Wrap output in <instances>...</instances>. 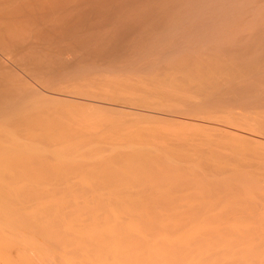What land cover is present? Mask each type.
<instances>
[{
    "label": "bare ground",
    "instance_id": "bare-ground-1",
    "mask_svg": "<svg viewBox=\"0 0 264 264\" xmlns=\"http://www.w3.org/2000/svg\"><path fill=\"white\" fill-rule=\"evenodd\" d=\"M31 250L264 264V0H0V264Z\"/></svg>",
    "mask_w": 264,
    "mask_h": 264
},
{
    "label": "rangeland",
    "instance_id": "rangeland-1",
    "mask_svg": "<svg viewBox=\"0 0 264 264\" xmlns=\"http://www.w3.org/2000/svg\"><path fill=\"white\" fill-rule=\"evenodd\" d=\"M20 232L23 233L22 231H20ZM18 233H19V232H18ZM24 233H28V232H25V231H24ZM24 233H23V234H24ZM39 234H40V233H39ZM41 234H42V233H41ZM17 235H18V234H17ZM25 235H26V234H25ZM25 235H20V236H18V238L21 237V239H24ZM41 236H42V235H41ZM25 238H26V240H24L23 242L26 241L27 243H26V242H25V243L28 245L30 242L27 241V237H25ZM21 239H18L19 242L22 241ZM18 240H17V241H18ZM23 242H21V244H22ZM17 243H18V242H17ZM25 243H24V246H25ZM19 244H20V243H18L17 246H18ZM22 245H23V244H22ZM22 245H21V246H22ZM35 246H36V245H35ZM35 246H34V247H35ZM22 247H23V246H22ZM22 247H21V248H22ZM25 247H28V246H25ZM31 247H32V245H30V248H31ZM38 247H39V246H38ZM19 248H20V247H19ZM32 248H33V247H32ZM36 248H37V247H36ZM14 249H16L17 251L19 250L17 247H15ZM37 249H38V248H37ZM39 249H40V248H39ZM39 249H38V250H39ZM41 249H42V248H41ZM16 250H13V252H16ZM22 250H24V248H22ZM22 250H21V254H22V252H23ZM26 250H27V249H26ZM29 250H30V249H29ZM34 250H35V249H34ZM38 250H37V251H38ZM51 250H52V249H50L49 252H52V253H53L54 250H52V251H51ZM39 251H40V254H43V253H41V250H39ZM46 251H47V250H46ZM55 251H56V250H55ZM55 251H54V254H56ZM33 252H34V251H33ZM44 252H45V250H44ZM56 252H57V251H56ZM26 253H27V251H26ZM28 253H29V252H28ZM46 253L49 254V255H51V253H48V252H46ZM46 253H45V254H46ZM15 254H16V256L18 255V253H15ZM19 254H20V253H19ZM24 254H25V253H24ZM24 254H22V256H23ZM31 254H32V255H31ZM31 254H29L30 259H31V256L34 255V253H32V250H31ZM40 254L38 253L37 255H40ZM54 254H53V256H52V255L50 256L51 259H47V260L50 261L49 263H47L48 261L46 262V259L44 260V262H45L46 264H50V263H52V264H60L58 258H56L57 256L55 255L56 257H54ZM43 255H44V254H43ZM49 255H48V256H49ZM27 256H28V255H27ZM45 256H46V258H48L47 255H45ZM45 256H44V257H45ZM17 257H18V256H17ZM23 257H24V256H23ZM35 257H36V254H35ZM37 257H38V256H37ZM37 257L34 259V261H36V259H39V258H37ZM44 257H43V258H44ZM50 257H49V258H50ZM25 258H26V256H25ZM32 258H33V257H32ZM40 258L42 259L41 255H40ZM26 259H28V258H26ZM41 259H40V260H41ZM22 260H23V259H22ZM42 260H43V259H42ZM42 260H41V261H42ZM24 261H25V259H24ZM29 261H30V260H29ZM32 261H33V260L31 259L30 262H32ZM17 262H18V261H17ZM17 262H16V264H17ZM21 262H22V261H21ZM27 262H28V260H27ZM27 262H26V264H28ZM30 262H29V264H33V262H32V263H30ZM44 262H43V264H45ZM37 263H39V262L37 261ZM37 263L34 262V264H37ZM20 264H22V263H20ZM23 264H25V263H23ZM39 264H40V263H39ZM41 264H42V263H41ZM136 264H137V263H136ZM142 264H144V263H142Z\"/></svg>",
    "mask_w": 264,
    "mask_h": 264
}]
</instances>
